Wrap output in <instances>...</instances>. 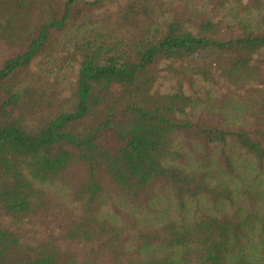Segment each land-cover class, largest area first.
Instances as JSON below:
<instances>
[{"label":"trees","instance_id":"16d2710c","mask_svg":"<svg viewBox=\"0 0 264 264\" xmlns=\"http://www.w3.org/2000/svg\"><path fill=\"white\" fill-rule=\"evenodd\" d=\"M0 264H264V0H0Z\"/></svg>","mask_w":264,"mask_h":264},{"label":"rangeland","instance_id":"374dc122","mask_svg":"<svg viewBox=\"0 0 264 264\" xmlns=\"http://www.w3.org/2000/svg\"><path fill=\"white\" fill-rule=\"evenodd\" d=\"M61 60L64 61V58L61 59ZM64 78L67 80V83L66 84L68 85V84H73L76 76H75L74 72H71L69 70L68 73L67 72L65 73Z\"/></svg>","mask_w":264,"mask_h":264}]
</instances>
